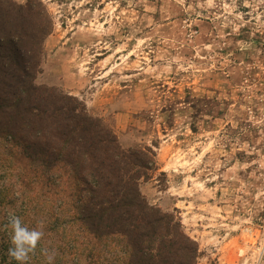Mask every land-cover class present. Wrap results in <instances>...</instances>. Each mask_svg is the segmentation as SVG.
I'll return each mask as SVG.
<instances>
[{"label":"rangeland","instance_id":"rangeland-1","mask_svg":"<svg viewBox=\"0 0 264 264\" xmlns=\"http://www.w3.org/2000/svg\"><path fill=\"white\" fill-rule=\"evenodd\" d=\"M41 2L35 84L154 150L140 191L180 219L196 264H264V0Z\"/></svg>","mask_w":264,"mask_h":264},{"label":"trees","instance_id":"trees-1","mask_svg":"<svg viewBox=\"0 0 264 264\" xmlns=\"http://www.w3.org/2000/svg\"><path fill=\"white\" fill-rule=\"evenodd\" d=\"M52 19L41 0H0V264L9 217L44 235L26 264H196L198 244L141 180L150 147H122L76 96L33 81Z\"/></svg>","mask_w":264,"mask_h":264},{"label":"clouds","instance_id":"clouds-1","mask_svg":"<svg viewBox=\"0 0 264 264\" xmlns=\"http://www.w3.org/2000/svg\"><path fill=\"white\" fill-rule=\"evenodd\" d=\"M11 227L10 242L11 247L8 250L9 255L18 262V264H26L30 254H34L37 245L44 235V223L41 221L38 228L29 229L25 226L19 216L12 215L9 217ZM47 260V264H53L55 253H49L43 250Z\"/></svg>","mask_w":264,"mask_h":264}]
</instances>
